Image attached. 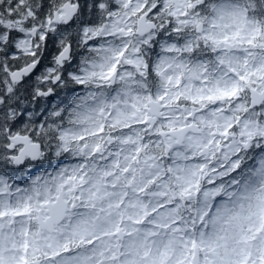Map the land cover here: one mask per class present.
Wrapping results in <instances>:
<instances>
[{
    "label": "snow or ice",
    "instance_id": "1",
    "mask_svg": "<svg viewBox=\"0 0 264 264\" xmlns=\"http://www.w3.org/2000/svg\"><path fill=\"white\" fill-rule=\"evenodd\" d=\"M0 264H264V0H0Z\"/></svg>",
    "mask_w": 264,
    "mask_h": 264
}]
</instances>
